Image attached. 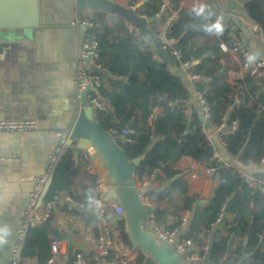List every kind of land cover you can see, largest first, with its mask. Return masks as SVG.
<instances>
[{
    "label": "trees",
    "instance_id": "trees-1",
    "mask_svg": "<svg viewBox=\"0 0 264 264\" xmlns=\"http://www.w3.org/2000/svg\"><path fill=\"white\" fill-rule=\"evenodd\" d=\"M139 1L145 2L138 13L156 20L152 25L156 35L159 30L155 24H164L171 10L180 9V0H134L130 6ZM241 1L247 17L264 36V0ZM163 2L168 5L167 11H161ZM217 12L211 5H207L202 16L179 11L165 29L171 42L166 50L171 55L173 51L180 52L178 66L190 63L188 73L201 77L194 86L209 104L211 125L215 129L224 123L230 130L220 136L227 155L242 167L260 165L264 163V79L256 80L245 72L228 81L232 71L240 72L239 57L234 58L230 52L235 33L224 26L219 35L205 30L216 23ZM89 19L99 44L98 63L105 75L101 73L104 85L99 95L108 99L112 107L108 114L99 112L98 120L107 130L128 127L135 131L128 139H121L120 145L130 160L141 159L138 178L145 177L147 162L165 175L155 177L158 190L149 189L154 221L166 230L181 229L184 213L189 211L181 239L201 246L205 240L201 232L206 234L224 208L231 218H225L214 232L209 264H264V187L249 188L234 174V166L227 167L213 159L214 146L202 131L201 115L197 110H190L188 115L184 111L187 106L183 101L189 97L186 83L155 54L152 45L119 17L95 12ZM222 44L228 51L223 50ZM153 106L161 111L148 124L146 119ZM232 123H236L235 127ZM74 153V147H68L62 154L43 204L65 191L87 208L88 190L95 196L96 181L75 161ZM81 159L80 153L79 162ZM199 164L213 171V188L203 207L197 206L201 197L195 192L193 177ZM257 178L264 180V175ZM66 209L77 211H70L67 206ZM33 232L34 228L27 233L20 264H47L52 255L29 245L28 236ZM30 257L33 262H28ZM52 264H59L58 260ZM132 264L155 263L140 251Z\"/></svg>",
    "mask_w": 264,
    "mask_h": 264
},
{
    "label": "crops",
    "instance_id": "crops-1",
    "mask_svg": "<svg viewBox=\"0 0 264 264\" xmlns=\"http://www.w3.org/2000/svg\"><path fill=\"white\" fill-rule=\"evenodd\" d=\"M115 1L131 7L134 0ZM233 1L236 0H180L179 11L195 14L194 8L211 5L217 13L229 16L240 26L246 47L264 65V36L247 17L243 4L237 2L238 5L234 6ZM76 22L75 0H37V8L32 10L25 26L7 27V18L0 13V119L36 120L38 123V130L33 132L0 131V226L11 229L8 243L0 246V264H9L15 230L22 219L34 180L44 172L47 155L57 143L55 132L61 128L71 130L79 115L81 98L73 86L72 77L85 29L78 23L75 25ZM159 25V22L156 23L155 28L158 29ZM233 57L236 58V55L233 54ZM175 66V72L186 83L189 91L187 106L192 111L197 110L202 116L195 81L188 77V69L181 65L179 67L178 62ZM170 67L172 70L175 68ZM241 75H244L243 71H232L227 79L232 82ZM154 107L156 106L151 110ZM98 114L96 112V120L99 122ZM207 132L213 146L219 148L226 158L228 166L241 168L255 178L257 175H264V163L246 167L238 165L227 155L222 139L212 125ZM81 157V161L76 162L83 165V171L91 174L90 170H93L103 178L107 186L104 195L106 202L105 198L113 186L107 171L100 164V157L96 155L91 158L85 151H81ZM182 166L185 167V164ZM145 169L147 174L146 166ZM204 172V165H196L194 185L195 192L201 197L198 201L208 202L213 182L209 174L201 176ZM158 174L165 176L160 171ZM80 179L79 177L77 182ZM136 180L140 185L141 178L136 176ZM150 188L158 190L159 186L154 183ZM112 202L115 201H107V216L113 227V248L118 251L131 241L125 216H115ZM226 218L229 220L231 215L227 214ZM96 220L97 214L89 211L88 207L69 212L59 202L55 205L48 224L35 227V232L28 236L29 245L52 255V245L56 243L58 256L54 261L72 264L77 253H83L87 257L95 253ZM145 226L148 230L147 222ZM186 228L187 225L181 229V233ZM262 241L264 250V238ZM194 248L199 249V246L194 244ZM33 261L31 257L28 258V262ZM45 263L53 262L50 263L49 259ZM209 263L207 259L205 264Z\"/></svg>",
    "mask_w": 264,
    "mask_h": 264
},
{
    "label": "built area",
    "instance_id": "built-area-1",
    "mask_svg": "<svg viewBox=\"0 0 264 264\" xmlns=\"http://www.w3.org/2000/svg\"><path fill=\"white\" fill-rule=\"evenodd\" d=\"M242 4L241 0H236ZM168 5L163 2L161 11H167ZM179 16L178 10H171L166 18L164 24H160L158 27L160 38H164L167 43L166 46L171 43L165 36V29L169 23L175 20ZM218 18L221 19V23L225 29H229L232 34L235 33L233 48L230 50L232 54L239 57V69L240 71L249 72L256 80L264 79V65L259 61L255 60L254 63L248 64L246 61V56L253 54L246 47L245 38L240 31V26L232 18L219 14ZM78 22L74 23L75 25ZM81 26L85 27V36L84 40L81 43L78 55L77 63L75 66V71L73 72V86L78 93L79 98L86 88H94L96 91H90L88 94V104L93 107L96 112H101L103 114L110 113L112 107L108 99H105L99 95V90L103 87V76L94 70H102L98 60V41L95 35L92 33L93 24L88 16H83L81 20ZM165 46V48H166ZM224 51H228L226 45L222 44ZM172 56L176 59L177 62L181 61V54L178 51H173ZM190 63H182L181 66L184 69L190 68ZM94 69V70H92ZM192 81H199L200 76H194L189 74L188 76ZM197 98L200 103V108L202 111V117L206 121L210 122V107L207 101L204 98V94L200 91H197ZM188 98L183 102L187 106ZM161 109L154 107L147 116L146 122L151 124L154 122L156 116L160 113ZM185 113L190 114V109L187 106L185 108ZM202 123V131L207 134V140L213 146L210 140V136L207 132V128L204 122ZM211 124V122H210ZM236 123H232V126L235 127ZM38 130V123L36 120H16V119H0V131L8 132H33ZM230 131L227 126L222 123L220 126L214 129L215 132L221 133L224 131ZM109 132L120 139H128L130 135H134L135 131L128 127L122 129L112 128ZM71 130L70 129H58L55 132L57 143L53 147L52 151L47 155V162L44 172L41 175H38L32 187V190L29 194V197L26 201V204L23 209L22 219L15 230L14 244L10 251L9 264H20L22 259V252L27 233L30 229L35 228L43 223H46L52 216L54 207L57 203L62 202L67 206L68 210H82L85 207L79 204L72 195L62 191L59 194L54 195L53 199L49 202L43 204L40 203L42 194L47 186L48 182L53 176V172L59 163L62 154L69 147V138ZM223 143V141H222ZM224 145V144H223ZM213 159L216 160L219 164H224L228 167L226 158L221 153L219 148L214 146ZM147 174L141 179L142 182L140 185H136V193L140 197L141 201L146 207L153 209V206L150 201L149 188L154 185L155 177L157 176L159 169L151 162H147ZM234 174L241 178L243 182L251 189H257L264 187V180L258 179L250 176L244 172L241 168L234 167ZM91 175L96 181V193L95 197L100 199L103 202V208L101 214L97 215V220L95 224L96 231V251L95 253L87 257L83 253H77L73 260L72 264H132L136 262L140 255V250L129 245H123L118 251H115L113 248L114 244V235L113 227L107 216V209L109 203L105 202L104 195L106 194L107 186L98 174L93 170H90ZM212 170H206L207 174H212ZM112 210L116 217H124V211L122 207L117 202H112ZM191 213L189 211L185 212L183 219V227L188 224L189 217ZM227 213L224 208L221 209L216 221L211 225L210 229L206 231V234H202V237L205 238L204 243L199 246V249L194 248V242L192 240L181 239V229H172L166 230L160 225H158L154 219L153 214H150V218L147 221L149 231H151L155 236L165 245L172 246L183 258L185 263L190 264H205L210 251L211 245L214 240V232L217 228H220L223 220H225ZM58 256V246L56 243L52 245V257L50 258V263L54 262L55 258Z\"/></svg>",
    "mask_w": 264,
    "mask_h": 264
},
{
    "label": "water",
    "instance_id": "water-1",
    "mask_svg": "<svg viewBox=\"0 0 264 264\" xmlns=\"http://www.w3.org/2000/svg\"><path fill=\"white\" fill-rule=\"evenodd\" d=\"M144 2L140 1L134 6L125 7L115 0H75L76 19L81 28L83 16L91 17L95 12L123 19L142 39L152 45L155 54L161 60L174 66L173 70L176 71L177 61L165 48L167 41L157 36L150 27L156 20L148 19L138 13ZM233 4L238 5L236 1H233ZM36 8L37 0H0V13L7 18V27L25 26L32 10ZM94 71L100 74L103 72L97 69ZM90 91L96 90L88 87L81 94L79 115L69 138V147L76 149L75 161L78 160L81 151H85L91 158L96 155L100 157V164L107 171L113 186L105 199L114 200L122 207L130 241L136 248L155 264H187L174 247L163 246L155 234L146 229L145 223L149 220L153 209L143 204L135 189L136 171L141 159L130 160L120 145L121 139L113 136L96 120V111L88 104ZM201 122L205 123L207 129L211 128L210 122L202 116ZM51 185L52 178L45 187L40 203L44 201ZM207 204L208 202L197 201V206Z\"/></svg>",
    "mask_w": 264,
    "mask_h": 264
},
{
    "label": "clouds",
    "instance_id": "clouds-1",
    "mask_svg": "<svg viewBox=\"0 0 264 264\" xmlns=\"http://www.w3.org/2000/svg\"><path fill=\"white\" fill-rule=\"evenodd\" d=\"M207 5H200L198 8H194L193 11L196 12V15L202 16L205 14ZM222 18H218L215 24H212L210 27H206L208 33H215L217 35L222 34L223 25L221 23ZM257 59L255 54H249L246 56V61L248 64H252ZM86 202L89 211L94 212V214L100 215L103 208V202L91 194V189L88 190L86 195ZM11 235V229L8 226H0V246H3L8 243V237Z\"/></svg>",
    "mask_w": 264,
    "mask_h": 264
}]
</instances>
